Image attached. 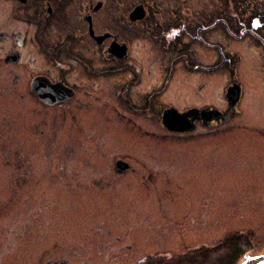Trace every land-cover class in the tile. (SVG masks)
<instances>
[{
  "label": "rangeland",
  "instance_id": "rangeland-1",
  "mask_svg": "<svg viewBox=\"0 0 264 264\" xmlns=\"http://www.w3.org/2000/svg\"><path fill=\"white\" fill-rule=\"evenodd\" d=\"M200 1L191 2L195 26L213 2ZM215 32L209 41L225 57L187 38L191 67L157 98L158 111L229 112L227 122L189 133L169 131L164 113L139 115L122 101L114 108L116 100L106 124L100 106L87 111L90 125L75 124L67 109L28 105L24 79L11 94L1 90L11 80L0 74V264H24L41 250L76 252L75 264H117L120 255L123 264H173L182 243L201 236L207 264L236 260L239 234L264 225V50L246 46L239 60L235 41ZM31 50L32 71L50 66ZM233 80L242 92L236 112L226 98ZM118 159L130 169L120 172Z\"/></svg>",
  "mask_w": 264,
  "mask_h": 264
},
{
  "label": "flooded vegetation",
  "instance_id": "flooded-vegetation-1",
  "mask_svg": "<svg viewBox=\"0 0 264 264\" xmlns=\"http://www.w3.org/2000/svg\"><path fill=\"white\" fill-rule=\"evenodd\" d=\"M193 1L0 0V74L11 80L7 82L11 88L5 86L1 90L11 94L12 88L24 79L20 97L27 99L28 105L60 111L57 114L67 109L72 123L81 125L89 123L86 113L94 106L103 109L100 120L106 124L112 100L117 101L114 108L122 101L121 106L127 104L139 115H163L169 109L188 113L193 106L180 109L170 104L157 110V98L170 89L178 69L185 72L191 67L189 62L194 55L187 38L216 50L223 58L224 46L209 41L214 31L235 41L232 55L239 60L246 46L251 49L258 45L264 50V0H213L207 10L210 13L197 26L189 18L190 8L197 6L191 4ZM29 47L34 51L31 50L32 56L39 54L50 66L41 72L32 71ZM157 67L161 69L159 77ZM36 81L40 83L34 88ZM163 82V88L157 91ZM236 82L233 80L228 89ZM41 96L58 100L50 103ZM228 104L231 112L237 111V104L233 108L229 100ZM219 111L221 118L215 114L213 121L205 125L200 115L196 125L210 127L227 122L229 112ZM77 112L80 119L75 117ZM127 160L118 159L116 166L120 161L128 163ZM251 229L245 236L246 231L239 234V253L234 264H264V235H260L264 225ZM122 251L123 248L114 255L118 257ZM180 254L173 264H207L205 238L182 243ZM76 255L41 250L27 254L24 264H75ZM119 260L117 264H123L124 256L120 255Z\"/></svg>",
  "mask_w": 264,
  "mask_h": 264
},
{
  "label": "water",
  "instance_id": "water-1",
  "mask_svg": "<svg viewBox=\"0 0 264 264\" xmlns=\"http://www.w3.org/2000/svg\"><path fill=\"white\" fill-rule=\"evenodd\" d=\"M39 81H36L34 84V88ZM241 87L236 84L228 89L227 98L230 103V107L233 108L240 99ZM237 96V98H235ZM41 98L46 102H56L58 99L56 98H47L46 96H41ZM217 115L218 118H221V112L217 109H204L199 110L193 108L188 113H179L177 110L169 109L164 113L163 123L164 126L172 132H193L196 129V120H200V115H202L203 120L205 121V125H208L211 121H213V117ZM192 116V119L189 120V117ZM188 118V119H187ZM195 121V125H194ZM118 169L120 172L128 171L130 169L129 165L123 161L118 162Z\"/></svg>",
  "mask_w": 264,
  "mask_h": 264
},
{
  "label": "trees",
  "instance_id": "trees-1",
  "mask_svg": "<svg viewBox=\"0 0 264 264\" xmlns=\"http://www.w3.org/2000/svg\"><path fill=\"white\" fill-rule=\"evenodd\" d=\"M227 240H228V239H227ZM221 242L224 243V242H226V241H225V240H222ZM236 250H238V247H237L236 244H233L232 247H230V251H231V252H232V251L235 252ZM210 251H211V250H210ZM210 251H208V252L206 251V253H210ZM231 264H234V261L231 262Z\"/></svg>",
  "mask_w": 264,
  "mask_h": 264
}]
</instances>
